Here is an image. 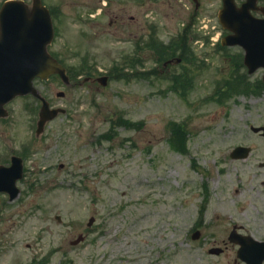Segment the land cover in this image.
<instances>
[{
  "label": "rangeland",
  "instance_id": "1",
  "mask_svg": "<svg viewBox=\"0 0 264 264\" xmlns=\"http://www.w3.org/2000/svg\"><path fill=\"white\" fill-rule=\"evenodd\" d=\"M43 2L56 28L49 51L80 75L69 84L56 76L34 81L52 107L65 110L39 135L36 99L8 103L0 153L23 154L26 172L19 197L0 196V264H235L233 249L212 259L195 248L191 234L197 228L207 242L223 231L222 202L215 227L208 226L209 207L198 212L225 196L235 177L226 150L264 144L250 129L264 126V86L256 85L262 71L241 76L242 85L229 77L239 49L221 50L228 46L216 43L219 24L209 22L213 39L207 38L204 24L190 23L191 8L177 0ZM115 13L125 16L116 27L109 25ZM192 36L200 38L190 41L199 53L194 63L165 73L169 48ZM89 74H107L108 82H79ZM221 84L224 95L213 92Z\"/></svg>",
  "mask_w": 264,
  "mask_h": 264
},
{
  "label": "water",
  "instance_id": "2",
  "mask_svg": "<svg viewBox=\"0 0 264 264\" xmlns=\"http://www.w3.org/2000/svg\"><path fill=\"white\" fill-rule=\"evenodd\" d=\"M229 6L225 1L224 10L228 13ZM240 10H235L229 19L220 21L224 28L232 30L233 34L222 38V44H240L245 50L244 62L249 72L257 67H264V20L246 17ZM244 11V10H243ZM53 37L50 14L41 0H32L28 7L23 0H7L0 9V116L7 114L3 105L16 95L32 93L42 100L40 119L37 132L42 130L46 120L53 118L59 108H49L48 102L41 97L33 87V79L48 78L57 73L67 81L65 68L47 52V44ZM97 80L106 84L107 76ZM245 152L243 147L235 148V152ZM13 160L9 167L0 165V191H8L13 198L18 190L14 182L21 175L19 161ZM257 245L253 239L246 238ZM246 244H242L240 251ZM250 246V244H249ZM241 255L249 264H260L257 259ZM249 258V259H248Z\"/></svg>",
  "mask_w": 264,
  "mask_h": 264
},
{
  "label": "flooded vegetation",
  "instance_id": "3",
  "mask_svg": "<svg viewBox=\"0 0 264 264\" xmlns=\"http://www.w3.org/2000/svg\"><path fill=\"white\" fill-rule=\"evenodd\" d=\"M128 1V0H127ZM133 1V0H130ZM181 5L187 7V9L191 8L188 13V21L195 22L196 20H201L203 17H208L210 21L218 20V12L222 5V0H177ZM234 6H246L251 16L263 19L264 18V0H233ZM102 11V10H101ZM100 10L97 12H101ZM118 15L114 16V19H110L109 25H113L116 27L117 21H124V15L122 13H115ZM129 19L134 20L135 17L128 16ZM133 22V21H131ZM131 26V24L129 25ZM224 35L229 33V31H223ZM135 34V32H134ZM237 47V46H232ZM232 47H227L225 49L221 48V50L230 49ZM133 51L135 48L133 47ZM239 49L241 60L239 64H232L231 66H227L229 77L235 76L236 70L240 69L244 71L246 67L242 63V54L243 50L239 47L233 48ZM195 54H198L195 49L188 48L184 50V55H186V61L189 63H193L195 61ZM183 61V57H181V61L178 63H168L163 65L164 69L168 70L170 73L171 68L176 69L181 65ZM231 68V69H230ZM173 69V70H174ZM230 69V70H229ZM247 70V69H246ZM161 70L160 72L162 73ZM252 74H249V76ZM246 77V75H242ZM264 81L262 80V76L260 78H256L257 87L263 86ZM38 117V116H37ZM53 120V119H52ZM6 119L0 118V122L5 124ZM51 121V120H50ZM36 124V120H35ZM251 131L256 133L262 138L264 141V131L263 130H254L252 126L250 127ZM256 137L257 140L258 137ZM2 137V136H0ZM237 145H243L248 147L247 152H242L241 154L232 153V149ZM30 148V147H27ZM31 151V148L29 149ZM7 151V150H6ZM5 153H0L4 155ZM15 153L10 150L4 159H0V164L8 165L10 164L12 156ZM19 156L22 160V177L24 178V174L26 172V165H24V155L15 154ZM26 157V156H25ZM225 160L231 164V166L235 169L234 179L231 180L230 183L226 186L227 190L225 196L215 199H210L207 202L201 205L202 214L205 209L208 207L211 209V214L209 218L210 228L215 227V219L217 220L220 217V213L216 212L219 208V203L222 202L223 205L221 207V211L223 213L224 224L223 231L218 228V231L215 230L216 238L213 236V240L211 241H201L200 238L192 239V242L195 248H203L205 253L210 256V258L215 259L214 257L222 256V254H228L230 249H233L234 256L232 257V261L235 264H247L239 255L238 249L240 247L239 240L242 238H246V236L250 235L254 237L258 241L264 242V144L263 143H252V144H236L231 146L230 149L226 150ZM237 165V166H236ZM63 165H61L62 167ZM60 167V166H59ZM35 168H33L34 170ZM37 172V171H36ZM33 172V173H36ZM17 185L19 182H16ZM19 187V186H18ZM40 187V186H39ZM39 187H31V191L36 193L39 190ZM22 194L21 188L19 187V193L17 197ZM1 197H7L9 201V194L6 192H0ZM223 198V199H222ZM220 200V201H219ZM58 222L61 221L60 218H56ZM197 226V225H196ZM195 226V227H196ZM197 228H194L196 230ZM197 231V230H196ZM194 234V233H193ZM200 235V233L198 234ZM199 237V236H198ZM204 245V246H202ZM259 254L262 253L258 251ZM231 254V253H230ZM230 254L227 256L229 257ZM260 257H263L261 255ZM44 259V258H43ZM41 259V260H43ZM40 260H36V264H39ZM264 264V257H263Z\"/></svg>",
  "mask_w": 264,
  "mask_h": 264
},
{
  "label": "trees",
  "instance_id": "4",
  "mask_svg": "<svg viewBox=\"0 0 264 264\" xmlns=\"http://www.w3.org/2000/svg\"><path fill=\"white\" fill-rule=\"evenodd\" d=\"M182 38V37H181ZM176 47H172L171 49L172 50H175L177 48H181V47H186L187 44L186 42H183L181 44H177L175 45ZM129 125V124H128ZM175 135V138H177V148L178 149H183V145H184V142H183V132H182V129L181 128H178L177 131L174 133Z\"/></svg>",
  "mask_w": 264,
  "mask_h": 264
}]
</instances>
